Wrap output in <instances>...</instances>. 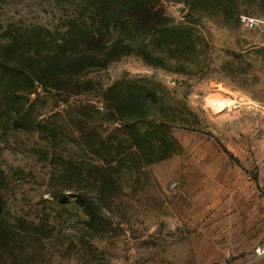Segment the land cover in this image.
I'll return each mask as SVG.
<instances>
[{
  "label": "rangeland",
  "instance_id": "obj_1",
  "mask_svg": "<svg viewBox=\"0 0 264 264\" xmlns=\"http://www.w3.org/2000/svg\"><path fill=\"white\" fill-rule=\"evenodd\" d=\"M139 1L0 0V264L264 256V0ZM95 32L128 53L37 82Z\"/></svg>",
  "mask_w": 264,
  "mask_h": 264
},
{
  "label": "trees",
  "instance_id": "obj_2",
  "mask_svg": "<svg viewBox=\"0 0 264 264\" xmlns=\"http://www.w3.org/2000/svg\"><path fill=\"white\" fill-rule=\"evenodd\" d=\"M122 7L126 13L125 18L132 21L148 22L156 15L155 9L148 7L139 0H126ZM97 36L98 33L95 32L90 37L93 43H97L92 44V48L72 51L69 54L55 53L54 56L49 54L46 59H39L42 62H39L40 78L37 82L44 88L61 91L63 85L68 84L65 82L68 81L66 78L61 80L65 77L64 75L76 77L91 69L105 68L114 58L128 53L130 46L123 41L116 40L101 45L102 41H98ZM57 61L62 64L58 68L60 70H57Z\"/></svg>",
  "mask_w": 264,
  "mask_h": 264
},
{
  "label": "built area",
  "instance_id": "obj_3",
  "mask_svg": "<svg viewBox=\"0 0 264 264\" xmlns=\"http://www.w3.org/2000/svg\"><path fill=\"white\" fill-rule=\"evenodd\" d=\"M240 23H241L243 28H245L246 30H249V31L255 30L260 26H264V21L258 20L256 18H252V17H247V16H242L240 18ZM256 253L258 256L264 255V252L261 249H258Z\"/></svg>",
  "mask_w": 264,
  "mask_h": 264
},
{
  "label": "crops",
  "instance_id": "obj_4",
  "mask_svg": "<svg viewBox=\"0 0 264 264\" xmlns=\"http://www.w3.org/2000/svg\"><path fill=\"white\" fill-rule=\"evenodd\" d=\"M247 209V208H246ZM238 209H237V207L235 208V212L237 211ZM248 222L246 221V224H247ZM259 264H264V256L262 257V259H261V261H260V263Z\"/></svg>",
  "mask_w": 264,
  "mask_h": 264
}]
</instances>
